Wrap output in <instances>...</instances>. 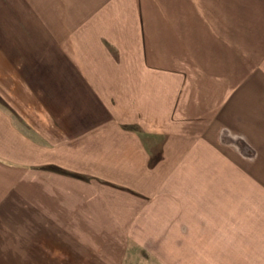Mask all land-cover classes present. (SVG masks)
Masks as SVG:
<instances>
[{"label": "crops", "instance_id": "crops-1", "mask_svg": "<svg viewBox=\"0 0 264 264\" xmlns=\"http://www.w3.org/2000/svg\"><path fill=\"white\" fill-rule=\"evenodd\" d=\"M40 1L39 75L0 44V260L264 264V0Z\"/></svg>", "mask_w": 264, "mask_h": 264}, {"label": "rangeland", "instance_id": "rangeland-1", "mask_svg": "<svg viewBox=\"0 0 264 264\" xmlns=\"http://www.w3.org/2000/svg\"><path fill=\"white\" fill-rule=\"evenodd\" d=\"M40 4V0H0V11L4 10V15L0 16V44L6 45L4 51L10 60L22 62V66L27 62L31 67H35L31 70H29L30 68L26 69V71H29L27 75L30 76L39 75L41 71L40 62L43 60ZM5 10H7V13L10 12V14L5 15ZM35 87L37 88L38 86ZM69 151L70 149L66 150V152ZM257 200L258 213L252 215L254 216L253 219L258 223L257 230L262 234L264 233V213H260L259 203L264 198H258ZM240 215L241 219L248 220L247 215L249 214L241 213ZM2 216L5 219L1 220H6V222H1V225L6 226L0 229V258L7 257L10 252L16 249L15 242L20 241L22 235V230L8 228L7 214L1 213L0 218ZM233 221L235 222L236 220ZM32 231L33 233L35 232V230ZM39 239L44 242H51L53 238L42 237ZM163 255L165 254L160 255L159 259L156 258L154 261L159 264H165L166 260H164ZM0 264H25V262L0 260Z\"/></svg>", "mask_w": 264, "mask_h": 264}]
</instances>
